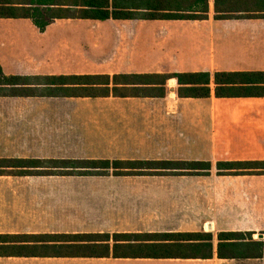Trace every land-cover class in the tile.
Returning a JSON list of instances; mask_svg holds the SVG:
<instances>
[{
  "label": "crops",
  "instance_id": "1",
  "mask_svg": "<svg viewBox=\"0 0 264 264\" xmlns=\"http://www.w3.org/2000/svg\"><path fill=\"white\" fill-rule=\"evenodd\" d=\"M208 1V19L201 21L55 20L41 31L29 19H0L2 73L26 79V85L8 87L9 95L0 96V160L47 162L37 170L55 174L66 171L60 165L66 160L264 162V98L218 99L214 86L208 99L180 98L176 79L168 81L164 98H67L50 95L57 87L44 85L46 78L65 76L264 73V19L218 20L216 0ZM11 88L32 91L22 95ZM57 177L62 176H0V235L78 232L68 231L60 191L66 183ZM145 232L211 233L214 257L10 255L0 257V264H264V255H217L222 232H264V216L247 202L233 217L205 216L196 230ZM259 236L264 239V233Z\"/></svg>",
  "mask_w": 264,
  "mask_h": 264
},
{
  "label": "trees",
  "instance_id": "2",
  "mask_svg": "<svg viewBox=\"0 0 264 264\" xmlns=\"http://www.w3.org/2000/svg\"><path fill=\"white\" fill-rule=\"evenodd\" d=\"M208 0H0V19H29L44 31L55 20H207ZM216 19H264V0H216ZM176 79L178 96L208 99L264 98V73H184L173 75L65 76L46 78L50 95L65 93L67 98H164L168 81ZM26 79L6 77L0 67V96L8 87ZM60 87V88H59ZM11 92H26L11 88ZM36 92V90H35ZM49 95V94H48ZM43 161L0 160V176H157L164 172H205L209 162H167L130 160H66L65 172L38 171ZM58 165V163H56ZM21 168L33 171L6 172ZM219 171L235 176L264 175V162H221ZM248 173V174H247ZM230 175V174H229ZM221 259H258L264 255V240H254L251 232H222L217 236ZM215 237L206 232L167 233H75L43 235H0V257L89 258V259H212Z\"/></svg>",
  "mask_w": 264,
  "mask_h": 264
},
{
  "label": "rangeland",
  "instance_id": "3",
  "mask_svg": "<svg viewBox=\"0 0 264 264\" xmlns=\"http://www.w3.org/2000/svg\"><path fill=\"white\" fill-rule=\"evenodd\" d=\"M212 166L210 175L172 171L117 177L112 171L110 176L57 177L66 183L60 191H65L68 231H78L61 233L196 230L205 216L233 217L246 202L264 216V175L235 176ZM97 230L111 232H93ZM263 233L254 232V240H264L259 238Z\"/></svg>",
  "mask_w": 264,
  "mask_h": 264
},
{
  "label": "water",
  "instance_id": "4",
  "mask_svg": "<svg viewBox=\"0 0 264 264\" xmlns=\"http://www.w3.org/2000/svg\"><path fill=\"white\" fill-rule=\"evenodd\" d=\"M259 238H261V239H262V238H263V236H259Z\"/></svg>",
  "mask_w": 264,
  "mask_h": 264
}]
</instances>
